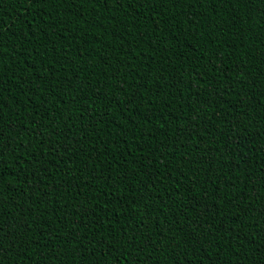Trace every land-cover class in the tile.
<instances>
[{"label":"trees","instance_id":"obj_1","mask_svg":"<svg viewBox=\"0 0 264 264\" xmlns=\"http://www.w3.org/2000/svg\"><path fill=\"white\" fill-rule=\"evenodd\" d=\"M121 3L0 0L3 63L12 65L3 74L7 83L0 81L4 134L11 143L0 163V224L15 232L17 222L27 221L16 249L6 241L0 259L148 264L151 257L152 264H173L175 257L177 264H264V0L251 8L206 0H184L178 8L171 0ZM54 62V76L47 79ZM137 82L143 87H132ZM123 89L136 94L127 114L121 111L128 106ZM34 130L43 137L30 136ZM188 144L205 147L189 152ZM72 153L76 158L69 160ZM97 192L99 199H91ZM78 211L81 217L95 213L87 223H98L99 234L77 221ZM121 232L140 237L137 249L149 237L161 248L169 240L181 246L159 256L155 248L139 252L125 245L128 236ZM73 235L94 243H68ZM57 252L59 260L49 259Z\"/></svg>","mask_w":264,"mask_h":264},{"label":"snow or ice","instance_id":"obj_2","mask_svg":"<svg viewBox=\"0 0 264 264\" xmlns=\"http://www.w3.org/2000/svg\"><path fill=\"white\" fill-rule=\"evenodd\" d=\"M57 2H60V3H75L76 0H32V3H34V4H40V5H47L49 3L55 5ZM78 2H79L80 5H85V4L91 3L93 7H96V4H98V3L101 4L102 6L107 5L108 2H109V0H78ZM147 2L148 3H151L152 0H147ZM157 2L163 4V3H166L167 0H157ZM171 2L174 3L175 6L178 8L180 6V4L182 2H184V0H171ZM191 2H201V3H203L204 0H191ZM206 2L210 6L211 5H215L217 3H232V4L236 5L237 7L239 6L240 3H246L249 6V8H251V6L256 2V0H206ZM115 3H117L118 5H121L122 4L121 3V0H115ZM141 6H143V4H141ZM56 15H59V13H56ZM81 19H84V17L81 16ZM161 19L163 20V17H161ZM94 22H95V19H93V21H87V20H85L83 26H90ZM53 26L54 25H50V27H53ZM217 27H219V26H217ZM242 31H243V29H241V32ZM4 48H5V44H4V42L2 40H0V81H3L4 83H7V80H4L3 74H4V72L8 71V69H10L12 67V65L9 64L7 66V68H5V66H4V63H3V50H4ZM56 62H58V60ZM45 63H46V61H45ZM129 67H131V66H129ZM148 67L151 68V64H149ZM54 69H55V62L53 63L52 67L47 70V73H48L47 74V79H52L53 78V76H54ZM21 71H23V68H21ZM38 75H39V77H40L41 80H44L45 79V76L44 75H41V74H38ZM137 75H139V73H137ZM117 79H119L118 76H117ZM200 79L203 80V76H201ZM69 82H70V84L72 83L71 81H69ZM125 82L126 81H121V84H123ZM87 87H89V88L91 87V83L90 82L87 84ZM109 87H112V85H109ZM132 87H136L137 89H140V88L143 87V85L141 83L137 82L135 85H132ZM78 88H79V85H75L74 84L72 86L71 91L73 93H76L78 95L79 94L77 92V89ZM122 92H124L125 96H128V100H127V105L128 106H127L126 109L125 108H121V111L125 112L126 114L127 113H131L132 110H133L132 109V105L136 103V100L134 98L136 94L129 95L125 89H123ZM157 94H158V92H157ZM2 95H3V89L0 88V96H2ZM61 98H63V97H61ZM72 99H73V102H75V96H73ZM96 99L99 100L100 99V96H97ZM196 103H200V101L197 100ZM241 103H242V101H241ZM262 106H264V105H262ZM140 107H143V105L142 104L141 105H137V108H140ZM3 108H4L3 103H0V163L3 162L4 149L5 148L11 149V143H10L9 139L4 134L5 121H4V111H3ZM36 112H37V114H39V110L38 109L36 110ZM17 115H19V113H17ZM57 115H59V112H57ZM132 119H133V121H135L136 117L133 116ZM142 119L147 120L149 123H151V118L148 117L147 115L143 116ZM194 119L196 121H200L201 120V117H200L199 113H197L195 115ZM100 123H103V119H101ZM16 127H17V125H15V128L14 129L11 127L10 130L11 131H15ZM23 131L24 132H27L28 131V128L27 127H24L23 128ZM200 131H201V129L199 128V125H197V134H199ZM205 131H206V133L208 135H211V131L210 130H205ZM19 134L20 133H17V135H19ZM33 134H34V138H36V139H40V138L43 137V132L42 131L39 132V133H35V130H34V133H30L29 135L32 136ZM188 135L191 136L192 135V132H189ZM222 136H223V133H222ZM134 138L135 137L133 136V139ZM223 139L225 141H227L228 140V136H223ZM125 143H127V140H125ZM149 147H151V145H149ZM201 147H205V145L198 144L196 147H194L193 145L188 144L186 146V148H187V150L189 152H191V151H197V149L200 150ZM230 148H231V145H229V149ZM52 151H57V150L55 148H53ZM64 151L65 152H68L69 149L67 147H64ZM141 151H143V149H141ZM13 158L14 159H19V157L15 153H13ZM75 158H76V154L75 153H72V154L69 155V160H72V159H75ZM24 159H25V162H27V157H25ZM196 162L198 163V161H196ZM37 163H39L38 160H37ZM56 163H57V165H60L61 164V161H60L59 157H57ZM26 179H27V177H26ZM35 179H36V177H35L34 173L33 174H30V180H29V182L31 180H35ZM94 179H98V178L94 177ZM2 183H3V173H0V184H2ZM37 183H40V181H37ZM77 187H79V185H77ZM109 187H111V185H109ZM154 187H155V185L153 184V188ZM231 187H236L235 180H233L231 182ZM55 191L58 192L59 191V188L55 189ZM77 194L79 195L80 193H77ZM245 198H247V197H245ZM261 198L264 199V196H261ZM91 199L98 200L99 199V193L97 192V195L94 196V197H92ZM91 199L88 200V203L89 204H91ZM218 199H220L221 201H223V200L226 199V196L225 195H220L218 197ZM109 202L110 203H115L114 200L109 201ZM109 202H106V204L109 203ZM66 203H67V201H66ZM93 207H95V206H93ZM164 207L166 208L167 205H165ZM216 214L218 215L219 214V211H217ZM74 215H75L77 221H79L80 219H83L85 221V223L83 225L84 228L92 227L93 230H94V232L96 234H99L100 225L98 223L96 225H94V226H90L87 223V220L90 219L91 216L95 215L94 212L89 213L85 217H81V214H80L79 211L76 212ZM148 215H151V212H149ZM262 215H264V214H262ZM2 219H3V217H0V220H2ZM35 219L36 220H39V217H36ZM116 219L119 220L120 217H116ZM25 223H27L26 220L24 221V223L17 222L16 223V230H15V232L12 231V226L11 225L5 226L3 224H0V249H4V243L6 241H10V240L13 241L10 244V247L13 249V245H14V247L16 249L17 245L14 242V240L18 237V234H19L20 230H22L25 227ZM69 223H71V221L66 222L65 223V227H67ZM148 226L150 227L151 224H149ZM125 227H127V226H125ZM213 227H215V225H213ZM169 230L172 231V232H175V229H173V228H170ZM199 230L201 232H203L204 231V225L200 226L199 227ZM44 234H45L44 232H41L40 233V235H44ZM120 235L121 236H125V235L128 236V239L124 241V243H125L126 246L127 245H130L131 246V249H137V241L140 239V237L134 235L133 233H128V232H121ZM165 238H166L165 240H169V237L167 235H165ZM85 239L88 240L89 244L94 243V241L92 239H90L87 235H83V236H79V237L76 236V235H73L69 239L68 243H73L74 242L75 244H77L79 246L80 243H81V241L82 240H85ZM104 239H107V238H104ZM113 239L116 240V243H119V240L116 239L115 236L113 237ZM95 243H101V241H95ZM180 246L181 245H179V244L173 245L172 242L169 240V243L167 245L164 244V246L161 248V243L160 244H157L155 241H153L149 237L145 241V243L142 246H140L139 249H137V250L139 252H141V248H142L143 249V252H144V251H146L149 248H152V249L155 248V249H158L159 250V251H155L156 254H157V256H159L160 253L167 252L168 248H170V247L171 248H176V247H180ZM42 250H43V247H42ZM82 251L84 253H87L88 252V248L87 247H84ZM127 255H132L131 250L127 253ZM169 255L171 256V254H169ZM49 259H51V260H59L60 259L59 253L57 252L53 256L49 257ZM84 259H85V261H87V256H85ZM0 264H3V259H0ZM61 264H63L62 261H61ZM129 264H131L130 261H129ZM148 264H152V258L151 257H149ZM155 264H162V262L159 259H156ZM173 264H177V261H176L175 257H173ZM179 264H181V261H179Z\"/></svg>","mask_w":264,"mask_h":264}]
</instances>
